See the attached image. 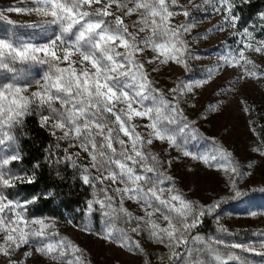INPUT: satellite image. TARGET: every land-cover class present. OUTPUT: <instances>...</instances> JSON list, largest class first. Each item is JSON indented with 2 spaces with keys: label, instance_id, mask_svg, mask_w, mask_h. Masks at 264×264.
Returning a JSON list of instances; mask_svg holds the SVG:
<instances>
[{
  "label": "rangeland",
  "instance_id": "rangeland-1",
  "mask_svg": "<svg viewBox=\"0 0 264 264\" xmlns=\"http://www.w3.org/2000/svg\"><path fill=\"white\" fill-rule=\"evenodd\" d=\"M247 10L0 0V264H264V10ZM30 110L94 176L72 218L23 192Z\"/></svg>",
  "mask_w": 264,
  "mask_h": 264
},
{
  "label": "trees",
  "instance_id": "trees-1",
  "mask_svg": "<svg viewBox=\"0 0 264 264\" xmlns=\"http://www.w3.org/2000/svg\"><path fill=\"white\" fill-rule=\"evenodd\" d=\"M247 13L264 10V0H247ZM255 127L264 135V114L257 116ZM19 141V165L31 177L24 193L47 197L42 214L50 216L54 207L60 215L72 218L88 209L95 179L81 163L64 150L30 110L13 126ZM207 223L201 228L207 229Z\"/></svg>",
  "mask_w": 264,
  "mask_h": 264
}]
</instances>
